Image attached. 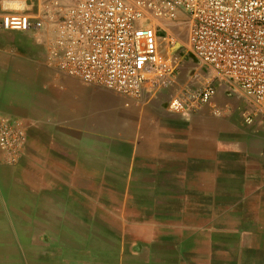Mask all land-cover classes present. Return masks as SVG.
I'll list each match as a JSON object with an SVG mask.
<instances>
[{
	"label": "crops",
	"instance_id": "crops-1",
	"mask_svg": "<svg viewBox=\"0 0 264 264\" xmlns=\"http://www.w3.org/2000/svg\"><path fill=\"white\" fill-rule=\"evenodd\" d=\"M76 1L0 0V14L40 13L48 4L57 16ZM55 26L45 19L40 30H0V116L20 120L28 134L17 162L6 163L0 148V264H162L155 257L130 261L128 245L82 243L80 221L108 215L96 213L100 201L92 189H104L109 202L114 188L154 186L166 189L169 200L192 201L202 187L193 170L194 131L211 118L238 113L240 95L249 99L216 79L211 104L190 116L171 110L172 95L214 78L188 59L168 85L144 89L125 107L117 94L85 85L49 62ZM123 195L127 202L130 195ZM65 220L72 225L66 227ZM239 232L233 227L237 240L223 244L231 259L220 264H264L262 244L247 247ZM188 257L180 264H207Z\"/></svg>",
	"mask_w": 264,
	"mask_h": 264
},
{
	"label": "built area",
	"instance_id": "built-area-1",
	"mask_svg": "<svg viewBox=\"0 0 264 264\" xmlns=\"http://www.w3.org/2000/svg\"><path fill=\"white\" fill-rule=\"evenodd\" d=\"M5 11L0 30H40L55 21L49 62L85 85L137 98L168 85L188 59L241 92L264 114V0H77L57 16ZM185 26V39L178 28ZM213 80L187 86L169 108L188 116L212 103ZM215 112H218L215 109ZM252 123L254 115L244 113ZM28 134L18 119L0 116V148L7 163L23 155Z\"/></svg>",
	"mask_w": 264,
	"mask_h": 264
},
{
	"label": "rangeland",
	"instance_id": "rangeland-1",
	"mask_svg": "<svg viewBox=\"0 0 264 264\" xmlns=\"http://www.w3.org/2000/svg\"><path fill=\"white\" fill-rule=\"evenodd\" d=\"M178 31L179 38L185 39V26ZM111 92L125 107L133 100ZM240 96L243 101L238 113L211 118L206 128L194 131L193 170L201 176L198 183L202 187L197 188L192 201L169 200L163 195L166 189L154 186L114 188L109 202L104 189H92L100 201L96 213L108 215L103 220L80 221L82 243L103 239L108 247L128 245L130 261L155 257L162 264H180L189 262L191 253L199 262L220 264L231 259L223 244L231 247L237 240L231 236L235 227L247 247L259 243L264 250V114ZM247 110L258 114L252 123L243 116ZM124 192L130 195L127 202ZM72 222L65 220L66 227ZM189 230L192 236L187 235Z\"/></svg>",
	"mask_w": 264,
	"mask_h": 264
},
{
	"label": "bare ground",
	"instance_id": "bare-ground-1",
	"mask_svg": "<svg viewBox=\"0 0 264 264\" xmlns=\"http://www.w3.org/2000/svg\"><path fill=\"white\" fill-rule=\"evenodd\" d=\"M45 198V197H44ZM64 212V211H63ZM4 232V231H3ZM15 255V254H14Z\"/></svg>",
	"mask_w": 264,
	"mask_h": 264
}]
</instances>
